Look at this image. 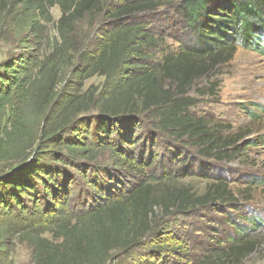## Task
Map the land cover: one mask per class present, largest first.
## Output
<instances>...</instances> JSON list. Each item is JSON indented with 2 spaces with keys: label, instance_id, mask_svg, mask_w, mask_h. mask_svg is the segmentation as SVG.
Segmentation results:
<instances>
[{
  "label": "trees",
  "instance_id": "1",
  "mask_svg": "<svg viewBox=\"0 0 264 264\" xmlns=\"http://www.w3.org/2000/svg\"><path fill=\"white\" fill-rule=\"evenodd\" d=\"M170 1L180 2L181 16L191 32L192 40L188 38L180 52L165 55L160 64L150 67L138 63L136 59L143 60L157 39L141 24L127 20L165 1L125 0L107 14L117 22L115 27L105 33L93 53L82 55L86 61L80 70L82 79L100 74L105 86L97 97L92 91L70 95L51 112L58 59L65 54L67 35L86 14L102 10L103 2L0 0V40L9 30L18 29L43 43L41 32L51 20L50 9L58 5L61 11L59 37L48 41L49 53H18L0 60V161L10 167L0 173V252L5 247L4 237L11 234L29 243L34 264H108L114 253H129L155 232L158 211L165 217L173 211L185 213L234 199L232 189L222 180L210 181L204 192L197 193L182 184L159 186L162 183L153 175L125 193L105 188L108 194L96 206L69 212L66 201L54 194L51 181L59 174L44 167L39 158L31 159L38 137L49 141L58 132L65 133L77 115L95 103L109 129L114 121L124 125L138 112L147 113L157 121L158 129L200 146L204 156L223 160L235 155L231 147L239 137H224L210 122L192 114L195 100L188 90L196 79L231 60L237 45L264 50V0ZM39 121L44 125L38 130ZM169 176L162 175L166 184L174 180ZM91 182L97 185L100 181ZM255 245V239L242 229L225 248L212 250L196 264L240 263Z\"/></svg>",
  "mask_w": 264,
  "mask_h": 264
},
{
  "label": "rangeland",
  "instance_id": "2",
  "mask_svg": "<svg viewBox=\"0 0 264 264\" xmlns=\"http://www.w3.org/2000/svg\"><path fill=\"white\" fill-rule=\"evenodd\" d=\"M124 1L102 0V10L86 14L71 27L65 54L58 59V83L51 112L70 95L92 91L97 97L105 86V78L100 74L82 79L80 70L86 67L82 55L93 53L105 33L115 27L117 22L107 14ZM161 1L165 2L156 9L127 20L141 24L157 39L143 60L136 59L148 67L160 64L165 55L180 52L183 43L191 38L181 16L180 2ZM50 14L51 20L41 32L43 43L35 42L29 32L11 29L0 40V60L18 53H49L48 41L55 42L59 37V6L51 8ZM232 56L196 79L188 90L195 100L190 107L192 114L210 122L213 130L224 137H239L231 147L235 155L229 159L202 155L200 146L158 129L157 121L147 113L138 112L136 118H129L124 125H115L114 121L110 129L104 127L96 103L78 114L65 133L58 132L49 141L36 139L31 159L39 158L44 167L59 174L51 181L54 194L66 201L69 212L82 206H96L107 196L105 188L125 193L153 175L162 187L182 184L202 193L210 181L222 180L232 189L234 199L229 203L200 206L185 213L173 211L165 217L158 211L155 232L129 253H114L108 264H196L212 250L225 248L242 229L247 237L255 239L256 248L242 262L228 264H264V50L237 45ZM128 124L129 128L124 129ZM43 125L39 121L38 130ZM7 165L0 161V173L10 168ZM165 173L174 180L166 184L162 179ZM92 179L99 180V184L94 185ZM3 241L0 264H34L26 240L7 234Z\"/></svg>",
  "mask_w": 264,
  "mask_h": 264
}]
</instances>
